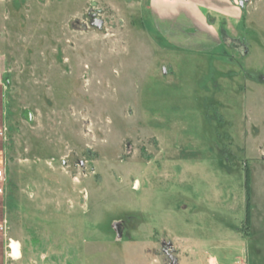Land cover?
I'll return each mask as SVG.
<instances>
[{
  "label": "rangeland",
  "instance_id": "1",
  "mask_svg": "<svg viewBox=\"0 0 264 264\" xmlns=\"http://www.w3.org/2000/svg\"><path fill=\"white\" fill-rule=\"evenodd\" d=\"M149 2L0 0V264H264V0Z\"/></svg>",
  "mask_w": 264,
  "mask_h": 264
},
{
  "label": "crops",
  "instance_id": "2",
  "mask_svg": "<svg viewBox=\"0 0 264 264\" xmlns=\"http://www.w3.org/2000/svg\"><path fill=\"white\" fill-rule=\"evenodd\" d=\"M149 1L157 35L170 45L194 52L221 47L222 36L210 17L227 18L237 10L233 0Z\"/></svg>",
  "mask_w": 264,
  "mask_h": 264
},
{
  "label": "trees",
  "instance_id": "3",
  "mask_svg": "<svg viewBox=\"0 0 264 264\" xmlns=\"http://www.w3.org/2000/svg\"><path fill=\"white\" fill-rule=\"evenodd\" d=\"M249 177H250V172H249V170L247 169V171H246V182H247V184H249ZM250 213V212H249ZM249 216H250V214H249ZM248 216V217H249Z\"/></svg>",
  "mask_w": 264,
  "mask_h": 264
},
{
  "label": "built area",
  "instance_id": "4",
  "mask_svg": "<svg viewBox=\"0 0 264 264\" xmlns=\"http://www.w3.org/2000/svg\"><path fill=\"white\" fill-rule=\"evenodd\" d=\"M1 174H2V172L0 171V176H1ZM2 191H3V190L0 188V193H2Z\"/></svg>",
  "mask_w": 264,
  "mask_h": 264
}]
</instances>
